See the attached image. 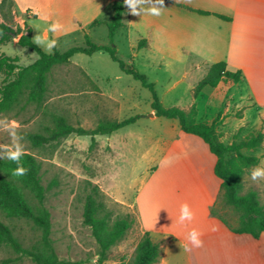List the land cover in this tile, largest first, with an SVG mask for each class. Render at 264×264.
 <instances>
[{"label":"crops","instance_id":"1","mask_svg":"<svg viewBox=\"0 0 264 264\" xmlns=\"http://www.w3.org/2000/svg\"><path fill=\"white\" fill-rule=\"evenodd\" d=\"M13 1L14 19L22 28L31 27L34 42L44 34L56 44L62 38L89 36L94 28H107L112 17L113 0ZM153 4L155 0H145L143 7ZM163 4L159 16L132 15L125 5V26L117 32L135 49L134 57L143 56L152 68L177 65L185 72L186 68L198 71L191 93L210 64L225 61L227 69L240 70L242 78L237 82L222 79L211 87L202 112L197 98L209 86L181 107L195 103L197 120L215 123L224 143L240 141L250 132H264V0H163ZM52 22H59L61 30L48 32ZM142 39L147 44L138 48ZM10 41L17 42V37ZM170 129L152 148L133 201L140 229L161 242V256L155 264H264V231L258 238L233 232L212 213L222 195L221 181L214 174V155L199 137L181 132L178 122ZM185 203L193 219L181 224L180 206ZM191 229L201 233L200 248H192L186 240Z\"/></svg>","mask_w":264,"mask_h":264},{"label":"rangeland","instance_id":"2","mask_svg":"<svg viewBox=\"0 0 264 264\" xmlns=\"http://www.w3.org/2000/svg\"><path fill=\"white\" fill-rule=\"evenodd\" d=\"M13 11L15 17V8ZM89 36L97 44H109L105 26L94 28ZM83 45V35H76L58 40L56 48L63 52L72 46ZM114 45L118 58L135 66L155 83V90L165 106H186L193 99L190 85L198 71L186 68L185 72L177 65L149 67L143 56L134 57L135 49L121 31L116 33ZM1 54L17 57V63L22 66L37 58L34 50L12 41L0 46ZM14 74L7 77L0 74V84ZM48 81L49 92L41 105L29 104L25 109L16 107L10 112L0 113V119L16 123L17 132L22 136L23 151L32 153L41 161L42 182L48 187L45 205L51 213V237L56 253L60 259L81 264L89 261L94 264H126L144 233L139 227L133 204L136 191L146 175L144 170L152 157V148L160 144L158 141L162 135L170 133L171 124L177 120L150 115L154 114L150 107V91L132 75L122 72L106 52L76 53L68 64L55 66ZM210 92L211 87H206L203 95L197 98L200 112L207 106ZM51 112L61 113L73 125L84 128H93L103 119L120 120L133 115H139V118L110 134L95 136L93 146L90 136L72 133L55 143L32 147L22 132H41L43 126L50 123ZM11 145V136L0 127V156H5L3 148ZM247 152L259 157L256 166L264 167V140L261 147ZM256 166L244 174V189L256 190L264 204V179L254 182L250 178V169ZM86 180L100 187L114 215L130 214L134 218L126 237L111 247L102 262L90 228L82 221V186ZM212 211L230 227L237 226L238 213L223 203L222 195L215 201ZM15 231L24 243L33 242L39 236V232L25 221L15 222ZM263 240L264 237L261 242ZM0 264L35 263L0 245Z\"/></svg>","mask_w":264,"mask_h":264},{"label":"trees","instance_id":"3","mask_svg":"<svg viewBox=\"0 0 264 264\" xmlns=\"http://www.w3.org/2000/svg\"><path fill=\"white\" fill-rule=\"evenodd\" d=\"M14 6L13 0L0 2L2 18L0 45L17 37L18 44L34 50L37 58L22 66L17 63V57L0 55V74L7 77L15 72L12 78L6 79L0 86V113L10 112L16 107L25 109L29 104L41 105L49 92L48 78L52 69L57 65L68 64L74 54L91 55L99 51L106 52L118 63L122 72L132 75L150 91V107L156 117L177 120L181 132L195 135L207 145L215 157L213 169L221 181L223 203L238 213L237 226L231 227V230L250 234L254 238L260 236L264 231V204L256 190L244 189L243 176L250 167L259 163V157L247 151L262 146L263 131L250 132L240 141L224 143L217 136L215 123L208 124L197 120L195 103L188 108L177 105L165 106L155 90L154 83L135 66L126 64L116 56L114 37L118 29L125 26L126 8L122 0L112 1V17L106 23L109 44H97L85 33V45L72 46L63 52L55 47L51 55L34 43L30 26L26 24L25 28H22L14 22ZM184 7L198 13L209 14L207 11ZM217 16L229 19L226 16L218 14ZM146 44L147 40L142 39L138 42V48ZM241 78L242 72L228 70L225 61L212 63L206 75L194 86L192 95L196 98L204 87H215L222 79L237 82ZM49 116L50 123L45 124L41 132H22L32 147L55 143L72 133L90 136L93 146L96 143L95 136L110 134L135 123L139 118V115H133L120 120L103 119L93 128H84L73 125L61 113L51 112ZM21 162L28 171L24 176H14L12 173L16 164L5 159V156H0V245L9 247L18 256L27 257L35 264H81L60 259L56 253L51 237V213L45 205L48 187L42 182L41 161L32 153L24 152ZM82 188L84 191L82 221L90 228L98 246L99 261L102 262L106 260L111 247L126 237L134 224V218L130 214L114 215L97 184L86 180ZM212 213L215 214L213 211ZM19 221L30 223L39 232L38 238L33 242L24 243L15 231V222ZM161 251V242L152 240L145 231L126 264H155L161 256Z\"/></svg>","mask_w":264,"mask_h":264},{"label":"clouds","instance_id":"4","mask_svg":"<svg viewBox=\"0 0 264 264\" xmlns=\"http://www.w3.org/2000/svg\"><path fill=\"white\" fill-rule=\"evenodd\" d=\"M122 3L127 6V10L132 15L140 16L142 14H148L152 16L161 15V10L164 7L163 0H155V4L149 7H143L145 0H122ZM138 5L140 6L138 8ZM62 25L59 22H52L49 24L47 31L56 33L60 31ZM35 43L41 47L49 55L52 54L53 49L56 47V40L50 39L46 34L36 36ZM0 127L6 131L12 140L11 147L3 148L5 159L16 164L13 170L14 176H24L28 169L24 167L21 162V158L24 155L23 145L21 144L22 136L17 132L16 123L9 122L7 119H0ZM250 178L252 181H259L264 179V167H253L250 169ZM193 219V213L190 210L188 204H182L180 206L179 222L183 224L185 221H191ZM201 233L196 229H191L187 232L186 240L192 248H200L202 246ZM187 250V248H186Z\"/></svg>","mask_w":264,"mask_h":264},{"label":"water","instance_id":"5","mask_svg":"<svg viewBox=\"0 0 264 264\" xmlns=\"http://www.w3.org/2000/svg\"><path fill=\"white\" fill-rule=\"evenodd\" d=\"M150 115H153L152 113H150ZM86 264H94V262L93 261H89L88 263H86Z\"/></svg>","mask_w":264,"mask_h":264}]
</instances>
